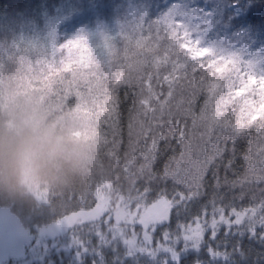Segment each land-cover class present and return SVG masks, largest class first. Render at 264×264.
<instances>
[{
  "label": "trees",
  "instance_id": "16d2710c",
  "mask_svg": "<svg viewBox=\"0 0 264 264\" xmlns=\"http://www.w3.org/2000/svg\"><path fill=\"white\" fill-rule=\"evenodd\" d=\"M236 1L220 0L210 21L214 30L228 25L231 34L249 31V36L264 39V0H241L249 1L243 18H236L228 8ZM124 2L0 0V79L5 86L0 85V124L12 119L22 100L19 95L4 94L19 89L15 76L18 84L29 89L26 99L39 101L38 114L51 121L61 123L59 117L72 115L84 97L94 100L89 102L94 109L92 130L73 133L87 142L75 163L57 161L40 178L29 179V184L26 180V187L0 186V208L32 233L68 214L79 221L73 231L82 250L73 259L69 255L55 264H264V157L254 160L253 149L261 127L252 124L234 135L225 130L216 136L206 132L200 162H192L187 141L192 115L160 114L159 109L148 110L141 103L148 95L147 79L150 90L159 96L168 91L155 75L154 58L146 55L144 43L162 51L170 41L165 25L158 23L152 11L145 30L139 31L144 43L137 52L122 46L118 36L109 66L100 64L97 75L78 80L75 70L66 68L41 90L35 73L46 59L33 53L25 58L21 18L45 25L60 8L69 11L73 5L92 16H106ZM243 21L247 30L240 28ZM158 31L162 37L156 36ZM58 35L61 41L62 34ZM134 38L130 44L136 43ZM175 48V53L168 52L167 66L176 56L188 64L180 45ZM81 50L79 45L74 48L72 57ZM243 51L241 47L227 62L229 68L242 64ZM134 56L147 58L141 69L124 63ZM192 66L188 64L184 78L188 84L213 71L201 66L192 70ZM159 67L163 70L165 65ZM205 95L201 90L195 98L197 112ZM189 168L197 173L196 179ZM31 184L44 190L39 195L43 197L36 195ZM192 231L198 234L194 240L187 238ZM21 249L0 247V260Z\"/></svg>",
  "mask_w": 264,
  "mask_h": 264
},
{
  "label": "rangeland",
  "instance_id": "374dc122",
  "mask_svg": "<svg viewBox=\"0 0 264 264\" xmlns=\"http://www.w3.org/2000/svg\"><path fill=\"white\" fill-rule=\"evenodd\" d=\"M219 4L220 0H156L155 3L149 0H125L122 7L117 6L106 16H92L88 10H81L83 8L73 5L69 11L60 8L54 19H47L45 25L39 24L32 18H21L19 30L22 44L26 47L25 58H29L32 53L45 56V62L35 73L42 90V87L46 88L51 81H55L56 76L66 68H73L78 80L97 75L100 64L107 62L109 66L108 58L110 59L115 52L118 36L122 46H131L132 52L134 50L137 52L144 43L143 39H140L142 35L139 31L145 30L149 21L147 17L152 11L158 23L165 25L170 41L169 46L165 45L166 50L162 51L156 45L149 46L144 43L148 47L146 55L154 58L152 67L156 72L155 75L160 79V84L168 87V91L162 97L159 96L156 90H150L147 79L144 85L148 95L143 97L141 103L148 110L159 109L160 114L165 111L184 118L192 115L189 125L191 132L187 141L188 149L192 152L189 158L194 164L200 162L202 157V149L206 142L202 135L206 132L216 136L225 130L234 135L246 130L252 124L260 126L253 144L254 160L259 161V158L264 157V39L259 41L258 35L249 36V31L231 34L228 25L217 31L214 30L210 21L218 12ZM248 4L249 1L238 0L230 3L228 8L236 18H243ZM240 28L247 30V23L243 21ZM58 33L62 34L61 41L57 39ZM156 36L162 37L160 31ZM133 37L136 41L134 45L130 44ZM245 38L248 39L246 40L248 43L246 46L244 44V47ZM78 45L81 46V54L72 57V50ZM176 45H180L181 50L186 53L187 63L189 65L193 63L192 70L201 66L203 70L213 69L211 74L208 77H199L191 84H188L187 79L184 81V78L188 77V64L180 62V57L176 56L172 64L167 66L170 64V61H167L168 52L175 53ZM241 47L244 50L242 64L238 62L229 68L227 62L237 51H240ZM62 49L63 53H60ZM87 56L90 58L87 59ZM131 59L124 63L141 69L147 58L138 60L134 56ZM88 63L91 65L89 66ZM161 63L165 65L163 70L159 67ZM20 75L24 77L23 74ZM14 79L19 89L4 91V94L7 95L6 97L19 95L22 99H26L29 89L24 84H18L16 76ZM0 80L2 88L4 83L2 79ZM184 82L186 84L182 85ZM201 90H204L206 95L197 112L194 103ZM83 100L84 102L81 101L77 105L72 115L59 117L61 123L71 119L75 131L70 128V133L80 134V131L92 130L91 115L94 109H90L89 102L94 100L92 96L84 97ZM221 122L223 126H217ZM187 163L192 167L189 162ZM196 174L190 169L192 178L196 179ZM27 182L29 184L31 181L28 179ZM31 187L39 198L43 197L39 196L44 192L42 188L32 184ZM4 209L0 208V219L10 221L17 236L19 238L22 236L24 243L34 241L33 249L47 248L55 253L54 256L45 255V264L48 262L55 264L69 255L73 259L74 253L82 250L80 242L75 241L77 236L73 231V227L79 221L72 217V214L60 217L53 222V225L48 224L38 229L36 233H32ZM126 215L130 213L127 212ZM194 236L197 237L198 234L192 231L187 238L194 240ZM23 257L22 248L18 254L0 260V264H25Z\"/></svg>",
  "mask_w": 264,
  "mask_h": 264
},
{
  "label": "clouds",
  "instance_id": "9594fccd",
  "mask_svg": "<svg viewBox=\"0 0 264 264\" xmlns=\"http://www.w3.org/2000/svg\"><path fill=\"white\" fill-rule=\"evenodd\" d=\"M38 109L39 101L22 99L12 119L0 124V186L26 187L57 161L75 163L87 148L83 137L69 132L75 131L71 119L51 121Z\"/></svg>",
  "mask_w": 264,
  "mask_h": 264
},
{
  "label": "snow or ice",
  "instance_id": "6c2138e0",
  "mask_svg": "<svg viewBox=\"0 0 264 264\" xmlns=\"http://www.w3.org/2000/svg\"><path fill=\"white\" fill-rule=\"evenodd\" d=\"M31 230V229H30ZM34 241L24 243L17 236L14 225L7 220L0 219V247H19L22 246L25 264H45V255L54 256L47 248L41 250L39 247L33 249ZM50 264V262H48Z\"/></svg>",
  "mask_w": 264,
  "mask_h": 264
}]
</instances>
